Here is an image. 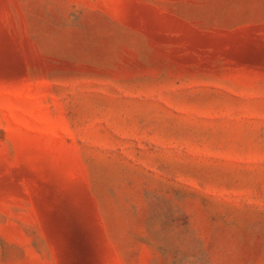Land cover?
Wrapping results in <instances>:
<instances>
[{
  "label": "rangeland",
  "instance_id": "1",
  "mask_svg": "<svg viewBox=\"0 0 264 264\" xmlns=\"http://www.w3.org/2000/svg\"><path fill=\"white\" fill-rule=\"evenodd\" d=\"M0 264H264V0H0Z\"/></svg>",
  "mask_w": 264,
  "mask_h": 264
}]
</instances>
